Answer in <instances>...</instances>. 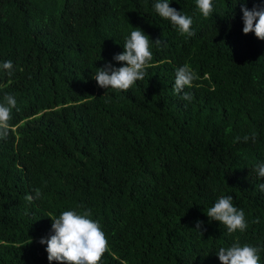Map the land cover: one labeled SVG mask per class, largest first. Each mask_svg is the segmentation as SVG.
Returning a JSON list of instances; mask_svg holds the SVG:
<instances>
[{
    "label": "trees",
    "instance_id": "trees-1",
    "mask_svg": "<svg viewBox=\"0 0 264 264\" xmlns=\"http://www.w3.org/2000/svg\"><path fill=\"white\" fill-rule=\"evenodd\" d=\"M155 2L0 0V65H13L0 68V103L17 102L0 139V264H49L50 219L86 209L108 240L100 264H220L234 243L260 248L264 264V41L243 34L241 12L264 0H212L209 18L196 0H169L192 37ZM136 28L163 41L144 79L98 87L96 69L123 66L113 57ZM185 64L190 102L173 91ZM220 196L243 210L245 231L206 216Z\"/></svg>",
    "mask_w": 264,
    "mask_h": 264
},
{
    "label": "clouds",
    "instance_id": "clouds-1",
    "mask_svg": "<svg viewBox=\"0 0 264 264\" xmlns=\"http://www.w3.org/2000/svg\"><path fill=\"white\" fill-rule=\"evenodd\" d=\"M169 4V0H156L153 7L158 16L170 21L181 36H194L195 33L191 29L192 19L170 7ZM196 7L204 18L212 16V0H196ZM241 12L243 34L253 33L256 39L264 41V4L259 7L254 6L250 10L242 4ZM151 44L160 47L163 41L157 39L152 42L139 28L133 29L130 37L123 44V52L113 57L114 61L123 66L116 68L109 63L96 69L93 79L97 86L106 90L127 92L137 81L143 80L147 74L146 69L153 59ZM12 67L11 61L0 65V68L7 70L9 75H11ZM196 79V74L187 64L178 68L175 73L174 93L177 95L183 93L181 99L190 102L193 96L185 89L193 87V81ZM16 103L14 95L5 93L3 102L0 103V139L8 135L9 121L12 119V110L16 108ZM256 137L255 132L251 133L253 143L256 142ZM249 138L245 135L242 138L243 142H247ZM240 139V137L235 138L236 141ZM255 170L259 177L264 178V163L257 164ZM259 188L264 191V184L259 185ZM34 191L35 196H25V200L29 203L41 196L40 189ZM206 216L210 221L223 225L229 234L237 231L243 232L248 227L243 210L234 207L231 196H220L208 209ZM50 220L53 234L39 241L40 244L47 245L45 251L49 264L53 261L56 264H100L104 254L109 250L108 240L99 222L91 219V209L83 212L64 211L58 218L54 217ZM200 228L201 222H197L195 230L198 231ZM198 232L202 235L200 231ZM260 251L258 247L248 244L241 246L239 243H234L228 248H220L216 256L220 264H260L258 255Z\"/></svg>",
    "mask_w": 264,
    "mask_h": 264
}]
</instances>
